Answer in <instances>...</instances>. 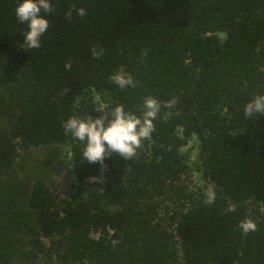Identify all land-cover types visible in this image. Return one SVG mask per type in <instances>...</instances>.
<instances>
[{"label":"trees","instance_id":"obj_1","mask_svg":"<svg viewBox=\"0 0 264 264\" xmlns=\"http://www.w3.org/2000/svg\"><path fill=\"white\" fill-rule=\"evenodd\" d=\"M20 2L0 0V264H264V116L244 115L264 94V0H49L38 49L23 44ZM121 66L134 88L109 79ZM148 96L177 103L137 155L83 162L66 120L101 104L139 116ZM66 150L76 191L61 197ZM96 224L120 243L89 238Z\"/></svg>","mask_w":264,"mask_h":264},{"label":"clouds","instance_id":"obj_2","mask_svg":"<svg viewBox=\"0 0 264 264\" xmlns=\"http://www.w3.org/2000/svg\"><path fill=\"white\" fill-rule=\"evenodd\" d=\"M53 11L49 0H22L15 8V16L20 23H26L28 30L23 33V44L30 49H38L41 47L40 39L49 27L48 20L41 13H51ZM77 15L84 16L83 8L77 9ZM72 12L69 10L65 13L68 20L71 19ZM95 58H99L102 54L92 49ZM71 62L65 64V69L70 70ZM109 79L119 88H134L136 83L130 73L126 72L121 66ZM177 103L173 98L163 105L152 96L144 99L141 114L127 112L122 105H117L111 111L105 112L107 105L101 104L97 108L100 113L98 118L87 116L83 119L78 117H70L63 124V128L71 138L83 142L82 161L90 164H100L103 168L106 157L116 155L125 160H131L137 155V149L141 148L143 141H150L151 134L155 127L153 121L161 112V108H172ZM254 114L264 116V94L254 95L252 100L245 104L244 115L251 117ZM170 113L165 114V118ZM74 158V154L70 150H66L64 162H70ZM90 182L103 181L96 178H89ZM100 191L103 192L102 189ZM205 203L211 205L216 200L215 185L209 184L206 187ZM228 211H235V206L229 205ZM238 227L244 235L249 232L256 231V223L247 218L240 222Z\"/></svg>","mask_w":264,"mask_h":264},{"label":"flooded vegetation","instance_id":"obj_3","mask_svg":"<svg viewBox=\"0 0 264 264\" xmlns=\"http://www.w3.org/2000/svg\"><path fill=\"white\" fill-rule=\"evenodd\" d=\"M57 159H58V157H57ZM53 162L50 165V167H52ZM50 167H49V169H51ZM53 169L55 171L54 176L58 180L57 181L58 185H55L58 196L69 197V196H71V194H74V192L76 191V187L73 186L74 185L73 180H72L71 175L69 174L70 165H68L66 162L65 163L61 162L59 164H56V166H54ZM197 177H198L197 174L194 173L191 176V179L196 180ZM105 232H106V234H105ZM115 234L113 233V229L109 228V226H107V225H99L98 226V224H96V227L92 226L89 228V231H88V237L89 238L94 239V240H98L100 238H103V239H105V241H108L109 243H112L114 245L120 243V240L117 237H115ZM55 259H56L55 256L51 257L52 262H55ZM42 260L43 259L40 258L36 262V264H44L43 263L44 261L42 262ZM28 264H32V263H28Z\"/></svg>","mask_w":264,"mask_h":264},{"label":"rangeland","instance_id":"obj_4","mask_svg":"<svg viewBox=\"0 0 264 264\" xmlns=\"http://www.w3.org/2000/svg\"><path fill=\"white\" fill-rule=\"evenodd\" d=\"M43 158L42 154L27 155L25 165L28 166L27 170L31 175H37L39 173Z\"/></svg>","mask_w":264,"mask_h":264}]
</instances>
